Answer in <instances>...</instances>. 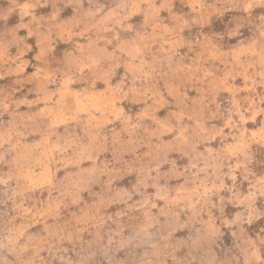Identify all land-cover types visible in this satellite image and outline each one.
Wrapping results in <instances>:
<instances>
[{"label": "clouds", "instance_id": "obj_1", "mask_svg": "<svg viewBox=\"0 0 264 264\" xmlns=\"http://www.w3.org/2000/svg\"><path fill=\"white\" fill-rule=\"evenodd\" d=\"M0 264H264V0H0Z\"/></svg>", "mask_w": 264, "mask_h": 264}]
</instances>
